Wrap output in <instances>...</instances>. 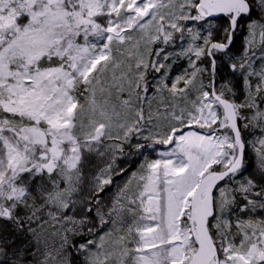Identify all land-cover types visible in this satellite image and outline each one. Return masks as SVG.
Here are the masks:
<instances>
[{
	"label": "snow or ice",
	"instance_id": "snow-or-ice-1",
	"mask_svg": "<svg viewBox=\"0 0 264 264\" xmlns=\"http://www.w3.org/2000/svg\"><path fill=\"white\" fill-rule=\"evenodd\" d=\"M0 264H264V0H0Z\"/></svg>",
	"mask_w": 264,
	"mask_h": 264
}]
</instances>
